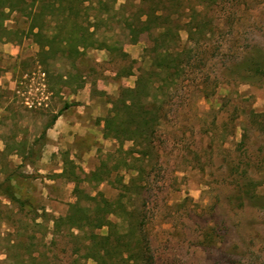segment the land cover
Masks as SVG:
<instances>
[{"label":"rangeland","instance_id":"rangeland-1","mask_svg":"<svg viewBox=\"0 0 264 264\" xmlns=\"http://www.w3.org/2000/svg\"><path fill=\"white\" fill-rule=\"evenodd\" d=\"M104 1L109 12L88 10L95 47L76 54L41 50L29 31L32 7L25 14L21 0H0V184L11 179L25 203L0 194V264H96L86 258L87 231L66 222L80 198L58 171L64 159L87 174L102 162L113 169L119 144L96 130L61 137L54 153L40 137L69 88L115 73L120 87L107 97L114 105L142 72L158 73L152 83L163 90L155 85L151 95H159L160 122L145 190L131 191L127 205L142 217L155 264H264V62L254 65L264 60V0ZM153 8L161 19L144 25ZM55 27L48 18L44 33L57 34ZM164 57L176 71L159 70ZM79 108L69 114L81 115ZM132 146L126 141L124 150ZM119 175L79 188L112 202L122 191L117 180L129 184L136 172ZM80 205L91 204L81 195Z\"/></svg>","mask_w":264,"mask_h":264},{"label":"trees","instance_id":"trees-1","mask_svg":"<svg viewBox=\"0 0 264 264\" xmlns=\"http://www.w3.org/2000/svg\"><path fill=\"white\" fill-rule=\"evenodd\" d=\"M21 1L25 6L21 12L26 14V5L32 7L28 13L32 21L29 31L43 51L56 45L63 46V50L71 48L76 54H79V48H94L95 44L92 41L95 39L96 28L88 21L90 20L88 10L96 4L100 9L109 12V6L104 0H31L30 5L26 0ZM35 4H39V9L33 11ZM86 4L89 7H86ZM7 7H10L12 11L16 9L15 5L9 3ZM5 8L6 5L3 6L1 14L6 18ZM145 16L147 19L144 25L161 19L156 8L148 11ZM48 18L56 20L55 30L58 33L55 35L44 33L45 21ZM68 23H72L70 30L66 28ZM91 28H95L94 31H91ZM165 52L169 56L167 51ZM262 62H264L262 59L255 61L254 65L259 67ZM159 66V70H166L169 73L177 69L167 63L166 57L162 59ZM156 75L158 76L156 72H142L134 88H126L122 91L120 97L115 100L109 116L105 119L104 136L118 142L117 153L121 152L122 155L121 160L113 169H108L107 163L102 162L96 171L87 174L70 159L63 161V172L59 177L73 183L75 185L74 194L80 198L77 204L70 205L66 222L72 228L87 231L89 244L85 247L86 258L95 261L96 264H155L149 239L142 228L143 221L140 219L142 217L137 211L130 210L127 204L131 200L128 196L131 191L140 196L145 190L141 184L147 174L144 164L153 153L152 142L160 122L159 95H151L153 86L157 84L152 83ZM154 89L159 92L163 90L160 85H156ZM56 118L54 117L53 121L47 125L46 131L54 124ZM46 131L40 137L44 141L47 138ZM126 141L133 143L132 148L127 152L124 150ZM126 153L132 158L131 161L140 162L141 165H138L139 167L130 165V161L126 159ZM136 154L139 157H135ZM112 156L111 154L110 157ZM122 169L132 170L136 172V176L131 178L129 184H124L122 178L117 180L122 191L115 201L107 200L100 193L96 196L86 195L79 188L82 182L99 184L109 181L113 173H116V180ZM0 194L11 203L18 204L20 207L25 206V203L16 196L11 179L7 178L0 184ZM81 195L91 204L89 207L80 205ZM112 216H117L120 221L112 222L110 220ZM103 228L108 229L107 235L96 233V230Z\"/></svg>","mask_w":264,"mask_h":264},{"label":"crops","instance_id":"crops-1","mask_svg":"<svg viewBox=\"0 0 264 264\" xmlns=\"http://www.w3.org/2000/svg\"><path fill=\"white\" fill-rule=\"evenodd\" d=\"M112 78H101L94 83H84L81 86L69 88V94L64 98L65 107L56 114L54 124L47 129V146L52 152H57L62 143L61 137L76 134H89L98 130V134L104 135L105 119L109 116L107 111L112 108V102L107 97H115L120 87L116 83L117 74H111ZM135 84L126 83V88H134ZM67 85L65 86V89ZM61 95H64L62 92ZM80 107L81 115H71L70 110ZM60 174L62 170L58 171Z\"/></svg>","mask_w":264,"mask_h":264}]
</instances>
